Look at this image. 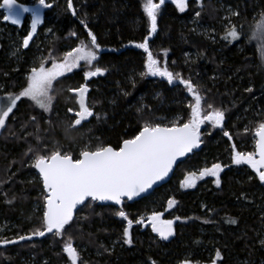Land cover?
Here are the masks:
<instances>
[{"label":"trees","instance_id":"obj_1","mask_svg":"<svg viewBox=\"0 0 264 264\" xmlns=\"http://www.w3.org/2000/svg\"><path fill=\"white\" fill-rule=\"evenodd\" d=\"M57 1L53 18L49 13L48 18L41 15L38 7L30 8L38 11L40 22L36 32H30L29 42L39 33L47 35L39 47L17 51L20 41L14 27V42L0 38L4 97L19 94L26 87L31 72L27 66L36 62L38 54L43 59L36 67L41 62L50 66L64 58L67 47L77 48L81 41L90 44L89 30L100 46L98 59L91 66L81 63L54 83L50 111L44 112L22 97L9 115L0 133V223L8 221L12 230L3 233L0 240H14L42 228L47 193L41 182L24 181L26 173L35 171L29 165L34 159L30 148L45 155L59 148L62 154L70 153L73 158H78L85 148L94 151L110 146L119 150L145 124L171 127L173 123H187L195 103L194 95L178 80L169 84L166 77L141 76L147 71V53L136 45L149 37L143 0H71V9L68 0ZM222 1L235 8L237 16L232 20L236 29L254 26L250 19L255 12L257 19L264 17V0ZM21 3L27 2L16 0L17 5ZM194 3L181 13L173 0H165L158 14L157 31L148 38V50L158 61L157 67L179 73L198 85L202 96L198 117L203 121L199 129L203 132L201 151L179 166L168 184L139 202L125 201L115 208L91 201L65 226L61 236L46 234L0 244V264H43V260L44 264H72L63 252L68 241L73 247L88 251V260L83 264H264V183L249 164L233 163L236 153L253 154L254 158L255 151L248 145L252 142L255 149L258 126L264 123V53L246 35L231 40L221 32V44H215L204 33L193 32L190 22L197 13L196 20L202 25L216 27L222 23L216 0ZM30 13L34 19L33 11ZM25 27L23 22L19 31L28 37ZM96 67L106 71L85 81L84 73ZM85 83L89 89L86 104L94 115L81 126L72 127L79 106L76 94L69 89ZM209 104L212 108H208ZM244 105L248 107L244 120H235L234 115ZM214 109L224 112L221 126L208 120ZM174 119L180 121L173 122ZM244 122L249 128L245 132L241 130ZM227 130L232 134L224 135ZM240 145L244 151L238 148ZM214 158L228 162L219 172V187L214 182L216 177L210 175L200 178L194 187H181L192 168L204 170ZM169 200L176 202L172 208L168 207ZM34 202L41 204L42 212L32 213L30 219ZM119 210L133 221L129 229L131 245L123 243L127 221L115 214ZM150 213L180 218L176 219L173 238L162 241L143 223H136L140 221L138 216L147 217ZM231 219L237 223H229ZM114 242L117 244L112 247ZM79 263L82 260L77 258L76 264Z\"/></svg>","mask_w":264,"mask_h":264},{"label":"snow or ice","instance_id":"obj_2","mask_svg":"<svg viewBox=\"0 0 264 264\" xmlns=\"http://www.w3.org/2000/svg\"><path fill=\"white\" fill-rule=\"evenodd\" d=\"M39 2L45 7L50 6L45 4V0H39ZM173 2L177 4L179 11H185L187 0H173ZM164 4L165 0H159L158 3H154L153 0H143V12L149 24V37L157 31V16ZM2 6L8 11V15H5L3 19L11 21L13 25L20 23L21 12L33 11L34 19L31 22V32H36L37 24L40 22L38 11L17 5L16 0H3ZM68 8H72L71 0H68ZM73 14L75 13L73 12ZM88 35L90 44L81 41L80 47L68 52L63 58V62H54L51 68L46 69L44 63L41 62L39 67L31 69L30 75L27 77L26 87L19 94H9L6 98L0 97V129L5 128L6 119L13 112L17 101L22 97L31 100L36 107L44 112L51 110L54 99L51 95L53 82L66 72H71L77 68L81 61L85 62L87 66H91L98 59L97 52L100 46L97 43V38L90 30ZM149 37L136 45L147 53L145 64L147 71L141 73V76L166 77L169 84L175 80L184 84L187 91L192 93L195 99L191 110V119L182 126H176L175 123L171 127L145 124L139 134L133 139L125 140L119 150H114L110 146L98 147L94 151L85 148L76 159H73L70 153L62 154L59 148L52 150L47 155L38 154L30 148L29 151L33 152L34 156L32 167L38 170L44 191L48 193L44 197L46 210L42 217V228L35 229L30 235L18 236L14 240H0V244H14L19 241L30 240L33 236L42 237L46 234L61 236L64 234L65 226L73 220V210L78 205L87 206V203L91 201H114L116 204H120L121 198L124 197L131 200L167 176L178 156H183L199 146V129L203 121L198 119L202 100V96L197 90L198 85L180 77L179 73L173 74L167 68L162 70L157 67L158 61L153 58V54L148 50ZM31 38L30 33L23 41L24 47L28 46ZM224 38L238 40L239 33L233 26L229 28ZM252 38L264 42V19L255 25ZM261 51L264 53V45H262ZM105 71L106 69L96 67L94 70L86 71L84 79L87 81L91 77L102 75ZM69 91L76 94L75 99L79 106V111L75 112L77 118L71 126H81L84 121L94 115L93 109L86 104V95L89 91L87 83L78 88L69 89ZM208 108H212V105L209 104ZM68 111L73 112V109ZM223 117L224 112L221 109H214L212 119L215 126L221 125ZM224 135L229 134L225 132ZM256 136L259 137L257 147L260 159L255 160L253 154L236 153L233 157V163L251 165L257 171L259 180L264 183V171H260L264 168V123L258 126ZM222 170L220 164H214L211 169H205L201 172L200 176L201 178L205 175L216 177L214 182L219 187V172ZM191 176H195V174L193 173ZM194 186L195 184L191 180H186L181 185V187ZM89 198L91 199L89 200ZM175 203L174 200H169L168 207L172 208ZM115 214L127 221V226L123 229L122 240L124 244L131 245L132 238L129 229L133 221L128 218L123 210H119ZM161 215V213H153L148 217V220L151 222L152 230L158 233L161 239L167 240L174 234L172 228L174 221L161 220ZM176 219L180 218L177 217ZM228 222L237 223L235 219ZM136 223H143V221H136ZM63 252L68 254L72 264H76L77 251L70 241L64 244ZM216 255L219 257L220 253L217 252Z\"/></svg>","mask_w":264,"mask_h":264},{"label":"rangeland","instance_id":"obj_3","mask_svg":"<svg viewBox=\"0 0 264 264\" xmlns=\"http://www.w3.org/2000/svg\"><path fill=\"white\" fill-rule=\"evenodd\" d=\"M24 2H27L26 4H22L21 3V5H23V6H25V5H27V6H29V8H33V7H38V6H41V12H40V14L41 15H44L45 17H47L48 18V13L49 14H52V18L55 16V7H56V5H57V3H58V1L57 0H45V4L46 5H50L49 7H45V6H43V5H41L40 4V2H39V0H23ZM195 2V3H197V4H199V3H201L203 0H187V7H186V9H185V11H187V9H188V7L190 6V4H191V2ZM153 2L154 3H158L159 2V0H153ZM174 3V2H173ZM194 3V4H195ZM216 3L217 4H219L220 6V11H221V16H222V23L219 25V26H216V27H213V26H207V25H202V24H200L199 22H198V20H196L197 19V15H195L194 17H193V19H191V27H192V30H193V32H196V33H199V34H205L210 40H212V42H214L215 44H221V43H219L220 42V33L222 32L225 36H226V34H227V31L229 30V28L230 27H233V26H235V22L232 20V17H236L237 16V12H236V10H235V8L233 7V6H231L230 4H226L224 1H222V0H216ZM3 0H0V35H2V37H0V38H5V39H7V41L8 42H14L15 41V36L12 34V32H11V30H12V27H14L13 29H15L14 30V34H16L17 36H19V41H20V47H16V50L17 51H23V50H27L29 47H32V46H37V47H39V45H40V40H42V39H44L45 38V36H47L44 32H42V33H39L37 36H35L34 38H33V41L31 40L29 43H28V46L27 47H24L23 46V41H24V39L27 37V36H21V34H20V31H19V27L22 25V23L23 22H25L26 23V27L23 29L25 32H27L28 34L31 32V22H32V20H33V18H32V16H31V13H30V11H29V14L28 15H26V13H23V12H21V15H20V17H19V19H20V23L19 24H15V25H12L11 24V21H5L4 19H3V17L5 16V15H8V11H7V9L6 8H4L3 6ZM174 5L176 6V9L179 11V9H178V6H177V4L176 3H174ZM37 11V10H36ZM185 11H183V12H185ZM179 12H181V11H179ZM183 12H181V13H183ZM235 13V14H234ZM257 15V13L255 12L253 15H252V19H250V21L251 22H253L254 23V26H244V27H241L240 28V30L239 29H237V31H238V33H239V38L240 37H242V35H246V36H248L249 38H251L252 40H253V38H252V33L254 32V30H255V25L257 24V23H259L260 21H261V19H264V17L262 16L260 19H257V17H255ZM46 18V19H47ZM49 18H50V16H49ZM157 20H158V16H157ZM11 24V25H10ZM157 27H158V23H157ZM154 35V33L153 34H151V36H153ZM254 42H257V44L260 46V49H261V47H262V45H264V42H262V41H259V40H256V39H254ZM220 46V45H219ZM80 47V46H79ZM74 49H76V48H71V47H67L66 48V54L68 53V52H70V51H73ZM86 51H87V48L85 49ZM66 54H65V56H66ZM75 54V53H74ZM64 56V57H65ZM43 59V55H41V54H38L37 56H36V62L35 63H29L28 64V66H27V68L31 71V69L32 68H34V67H36L37 66V64L41 61ZM69 59H71V58H69ZM61 62H63V59H61V60H59V61H56L55 63H61ZM81 63H83V61H81L80 62V64ZM52 65L53 64H51L50 66H45L44 65V67L47 69V68H51L52 67ZM80 66V65H79ZM79 66L77 67V68H79ZM262 70H263V73H264V59H263V61H262ZM77 68H74L71 72H66L63 76H65V75H67V74H70V73H72L74 70H76ZM63 76H60V77H58L54 82H53V85H54V83L59 79V78H61V77H63ZM237 88H239L238 86H236ZM3 92H4V86L3 85H1V83H0V97H4V94H3ZM15 109V108H14ZM13 109V110H14ZM247 109H248V107L246 106V105H244L242 108H241V112L239 113V112H237L236 113V115H234L235 116V120H237V121H243L244 120V118H245V112L247 111ZM75 110V109H74ZM11 114V113H10ZM9 114V115H10ZM264 114V113H263ZM210 118H208V120L214 125V123H213V119H212V116H209ZM9 118V117H8ZM8 118L6 119V122H7V120H8ZM180 120L179 119H174V121L173 122H179ZM222 123H223V120H222ZM222 123H221V125H222ZM220 125V126H221ZM215 126V125H214ZM249 128H248V122H244V124H243V126H242V129L241 130H243L244 132L245 131H247ZM1 131H2V129H0V133H1ZM207 132V131H206ZM227 132H228V134L230 133V134H232V132H230L229 130H227ZM203 134V132L202 133H200V136ZM202 137V136H201ZM220 137V136H219ZM216 139H218V137L216 138ZM214 142H216V144L218 143L217 142V140H215ZM241 147H238V148H240V149H242V145H240ZM239 149V150H240ZM248 149H253L254 151H255V149H254V144L252 143V142H250L249 143V145H248ZM242 151H244V149H242ZM73 159H76V158H73ZM254 159H255V152H254ZM256 160V159H255ZM33 162H34V159L33 160H31L30 162H29V165H31V164H33ZM203 164V166H205L206 165V162H203L202 163ZM207 164L208 165H206L205 167L206 168H204V170L205 169H211L212 168V166L214 165V164H220L223 168H226L227 166V164H228V162L226 161V160H221V159H216V158H214V159H211L209 162H207ZM251 166V165H250ZM204 170H200V169H197V168H192L191 170H190V172H189V174L188 175H186L185 176V178L183 179L184 180V182L186 181V180H191L192 182H194V184H196L197 183V181H199V179L201 178V176H200V173L201 172H203ZM255 170V169H254ZM256 171V170H255ZM260 171H263L262 169H260ZM195 174V176H191V174ZM256 173H257V171H256ZM205 176H203V178H204ZM24 181H26V182H28V183H34V182H41V187H42V180H41V178H40V176L38 175V173L36 172V171H30V172H28V173H26V175H25V177H24ZM186 188H188V187H186ZM42 189H43V187H42ZM44 190V189H43ZM36 212H42V207H41V204L39 203V202H34L33 203V205H32V207H31V212H29V217H30V219L33 217V214L32 213H36ZM153 213H150L147 217H143V216H138L137 218H138V220H142L143 221V224H144V226H146V227H148V228H150L151 230H152V225H151V222L148 220V217H150L151 215H152ZM161 220H173L174 221V223H173V225H172V228H173V233H175V231H174V227H175V223H176V219H171V218H167V217H165V213H162V215H161ZM133 225V224H132ZM12 230V228H11V226L9 225V223H8V221H5V222H3V223H0V237L3 235V233H8V232H10ZM152 232L159 238V239H161L160 238V236H159V234L158 233H156V232H154L153 230H152ZM173 236H174V234L172 235V236H170L167 240H163V239H161L162 241H168V240H170L171 238H173ZM117 244V242H114V244H113V246L112 247H115V245ZM73 248H75L76 249V251H77V258L80 260H82V264L84 263V262H87V260H88V256H89V253H88V251L86 250V248H84V247H73ZM76 262H77V260H76ZM29 263H31V262H29ZM42 263L44 264L45 263V261L43 260L42 261ZM80 264V263H79ZM213 264H216V262H214Z\"/></svg>","mask_w":264,"mask_h":264},{"label":"water","instance_id":"obj_4","mask_svg":"<svg viewBox=\"0 0 264 264\" xmlns=\"http://www.w3.org/2000/svg\"><path fill=\"white\" fill-rule=\"evenodd\" d=\"M38 10H41V6H38ZM162 127H164V126H162ZM258 139H259V137L257 136L256 139H255L256 140V145H255V159L257 161L260 159V157H259V150H258V147H257V141H258ZM201 141L202 140H201V137H200V142H199V146L198 147L194 148L191 152L186 153L183 156H178L177 159H176V161L173 163L170 171L168 172L167 176H165L162 180H158L156 183H154L152 185L151 188L147 189L144 193H141L139 196L133 197L131 200L127 199L126 197L121 198V203L120 204H116L114 201L113 202H99V201H94V202H97V204L99 206H112V207H115V208H119L125 201L128 202L129 204H133V203L139 202L142 199L150 196L154 191H156L159 188L161 189V187H163L166 184H168L173 179V176H174L176 170L178 169V167L181 166L189 157H191L192 154L201 151V149H202V142ZM114 150H116V149H114ZM262 169H264V168H262ZM35 171L38 173V170L37 169H35ZM38 175H39V173H38ZM41 180H42V178H41ZM42 186H43V183H42ZM43 189H44V186H43ZM47 195H48V193H47ZM90 199L91 198H89V200ZM83 206L84 205H78L77 208L73 210V219L76 217V214L78 213V211Z\"/></svg>","mask_w":264,"mask_h":264}]
</instances>
